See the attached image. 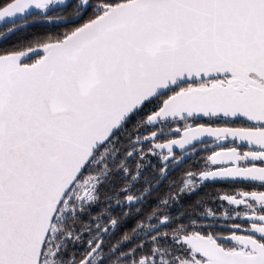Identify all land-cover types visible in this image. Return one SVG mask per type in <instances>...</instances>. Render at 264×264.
<instances>
[{
  "label": "snow or ice",
  "instance_id": "6c2138e0",
  "mask_svg": "<svg viewBox=\"0 0 264 264\" xmlns=\"http://www.w3.org/2000/svg\"><path fill=\"white\" fill-rule=\"evenodd\" d=\"M0 264H264V0H0Z\"/></svg>",
  "mask_w": 264,
  "mask_h": 264
},
{
  "label": "flooded vegetation",
  "instance_id": "af4514ba",
  "mask_svg": "<svg viewBox=\"0 0 264 264\" xmlns=\"http://www.w3.org/2000/svg\"><path fill=\"white\" fill-rule=\"evenodd\" d=\"M5 30L2 23H0V32H3ZM35 30L41 31V33H47V32H53L57 31L58 33H61L63 31H66V28L62 26L60 23H48V22H38L34 25H30L29 27L24 28L19 33H17L15 36H19L22 39L23 38H30L32 34L35 32ZM2 39V38H0Z\"/></svg>",
  "mask_w": 264,
  "mask_h": 264
},
{
  "label": "trees",
  "instance_id": "16d2710c",
  "mask_svg": "<svg viewBox=\"0 0 264 264\" xmlns=\"http://www.w3.org/2000/svg\"><path fill=\"white\" fill-rule=\"evenodd\" d=\"M5 31V30H4ZM58 32L57 31H53V32H47V33H41V31L39 30H35V32L32 34V36H30V38H21L19 36H13L12 38H10L9 40L7 41H4L3 44L4 46H8V45H11V44H22V43H25L27 40L33 38L34 36L36 35H43V34H57Z\"/></svg>",
  "mask_w": 264,
  "mask_h": 264
},
{
  "label": "water",
  "instance_id": "95a60500",
  "mask_svg": "<svg viewBox=\"0 0 264 264\" xmlns=\"http://www.w3.org/2000/svg\"><path fill=\"white\" fill-rule=\"evenodd\" d=\"M32 25H34V24H32ZM28 27H29V26H28ZM19 32H20V31L15 32V33H13V34L8 35L7 37H4V38L0 39V44L3 43L4 41L9 40L10 38H12L13 36H15V35H16L17 33H19Z\"/></svg>",
  "mask_w": 264,
  "mask_h": 264
}]
</instances>
